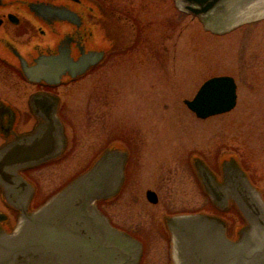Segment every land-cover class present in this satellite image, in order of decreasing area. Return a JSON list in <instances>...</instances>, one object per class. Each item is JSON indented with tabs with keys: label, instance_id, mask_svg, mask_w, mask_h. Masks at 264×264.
Here are the masks:
<instances>
[{
	"label": "rangeland",
	"instance_id": "374dc122",
	"mask_svg": "<svg viewBox=\"0 0 264 264\" xmlns=\"http://www.w3.org/2000/svg\"><path fill=\"white\" fill-rule=\"evenodd\" d=\"M98 1L114 7L113 15L118 19L113 24L116 34H121L118 43L128 42L127 36L132 38L137 30L139 43L147 45L146 52L141 65L133 59L120 62L113 77L104 82L89 72L62 89L66 114L60 119L68 147L64 157L28 172L37 198L48 196L89 167L100 143L130 138L136 143L131 155L127 153L131 156L130 179L125 180L120 159L97 190L114 197L121 192L119 199L103 207L121 227L130 222L137 230L142 225H155L159 205L145 199L147 188L154 189L162 199L171 192V205L178 198L176 192H195L196 205L203 204L202 192L209 191L196 166L211 173L219 170L223 185L229 180L224 178L223 166H241L264 199V17L218 26L223 30L213 32L199 18L179 10L174 0ZM224 74L233 76L237 84L236 105L230 111L198 118L184 99L192 98L205 79ZM9 76L4 73L0 79V93L22 101L29 88L16 80L12 84ZM228 156H234L236 162L224 163ZM103 199L101 196L98 201H108ZM1 212L9 215L4 209ZM261 215L264 219V211ZM245 226L247 234L239 249L247 258L238 259L237 264H264V223L252 219ZM150 230L153 235L148 248L145 245L141 264H161L164 244L156 230ZM193 230L196 239L211 236L208 249L216 244L219 251L227 248L222 242L223 225L200 223ZM13 232L0 233V264L15 262V229ZM24 235L29 236L28 230ZM132 237L136 244L131 246L130 264H139L143 246ZM25 238H21L24 253L32 249V240ZM171 245L173 248L174 243ZM214 246L212 251L218 252ZM97 248L92 246L88 252L87 247L83 264L93 263ZM38 259L36 263H43L42 252Z\"/></svg>",
	"mask_w": 264,
	"mask_h": 264
},
{
	"label": "water",
	"instance_id": "95a60500",
	"mask_svg": "<svg viewBox=\"0 0 264 264\" xmlns=\"http://www.w3.org/2000/svg\"><path fill=\"white\" fill-rule=\"evenodd\" d=\"M174 3L179 10L199 18L204 27L213 32H221L219 30L223 29L220 27L233 23L249 22L264 17V0H174ZM27 6L31 13L45 20L54 18L72 20L75 14L64 5L44 0H31ZM218 26L220 29L217 28ZM101 55V51H88L74 59L70 56L69 49L64 47L60 48L56 54L40 55L35 59L34 64L29 65L21 56L19 60L22 73L27 80L57 83L64 73L72 77L82 74ZM236 89L237 85L233 76L214 75L204 80L193 97L184 99V103L197 117L207 118L231 110L237 101ZM51 104L52 102L47 101L46 108L52 107ZM46 112L48 115L37 117L40 122L33 130L15 137V140L6 141L0 146V194L7 202L15 201V204L20 207L12 229L5 230V226H0L2 231L8 234L14 233L15 229V262L13 264H83L87 247L89 252L92 246L94 248L98 246L99 250L95 260H91L92 264H130L131 246L136 244V240L127 233L110 226L106 217L96 207L101 196L104 199L112 196L110 192H97V190L110 171L109 168L103 169L111 165L109 157L113 155L112 150H118L116 147L107 150L99 161L90 164L83 172L33 209L29 198L21 197L22 192H16L28 186L27 196L29 197L32 193L31 182L20 174L22 169L37 166L57 156H51L55 133L62 131L63 124L59 117L50 115L48 110ZM104 155L107 157L103 160ZM123 156L121 155L122 162L126 159V156ZM228 157L231 161L227 159L224 163L232 162L233 159L235 161L234 156ZM116 162L118 159H113V165ZM205 170L200 174L212 202L219 205L231 201L241 214L244 223L237 242L223 240L227 248L218 251L217 254L212 251L214 246L212 245L211 249L203 254L204 259L210 260L212 264H237L238 259L247 258L239 249L247 234L245 222L248 224L255 219L264 223L261 215L264 211V199L259 195L258 187L250 182L241 166H223L224 178L229 179L224 185L220 182L221 176L219 178ZM253 194L257 195V198ZM147 195L151 201L155 202L153 191H148ZM6 218L7 215L0 212V222ZM211 219L214 220V217ZM26 230L29 235L26 236L27 240H32V249L24 253L21 251V245L24 244L21 238H25ZM32 237L34 240L31 239ZM40 252L44 255L43 263H36ZM190 254L199 256L193 251H190Z\"/></svg>",
	"mask_w": 264,
	"mask_h": 264
},
{
	"label": "flooded vegetation",
	"instance_id": "af4514ba",
	"mask_svg": "<svg viewBox=\"0 0 264 264\" xmlns=\"http://www.w3.org/2000/svg\"><path fill=\"white\" fill-rule=\"evenodd\" d=\"M29 1L31 0H0V69H4L3 71L0 70V79L2 80L4 73H6L10 75L9 77L13 81L12 84L15 85L14 81L16 80L17 84L23 82L29 88L22 101L11 99V97L9 98L0 93V146L6 141L15 140V137L28 133L37 127L40 122L37 117L48 115L47 110L50 112V115H55L59 118L63 117L66 114L64 113L65 110L62 103L63 88L65 89L67 86L78 81L89 72L93 73L97 81L100 83L104 82V79L113 77L116 64L123 61L126 62L127 59H133L136 65H141L142 58L146 52L145 47L147 45L139 43L141 35L137 30L134 31L135 34L133 32L132 38L127 36L128 42L118 43L117 37L121 36V34H116L115 23L113 24L114 19H118L113 15L114 7H106L98 0L97 2L94 0V3L90 0H44L64 5L75 12L72 20L58 18L45 20L37 17L29 11L27 6ZM109 20L112 21L111 24L113 25L107 24ZM64 47L69 49L70 56L74 59H77L88 51H101L102 55L82 74L72 77L68 73H64L57 83L45 80L31 82L24 77L20 67L19 56L23 57L30 65L34 64L35 59L40 55L56 54L60 48ZM47 101L52 102V107L48 109L46 108L48 107ZM64 129L63 125L62 131L59 130L55 133L51 156H57L37 166L22 169L20 174L26 180L30 181L29 171L64 157V153L68 147ZM133 145H136V143H133L130 138H127V140L112 138L104 141L98 145L89 165L95 161H99L107 150L116 147L118 150H112L113 155L111 154V157H109L111 167H106L103 170L108 168L111 170L113 168V159L120 160L122 158L121 155H126V159L122 163L124 165L123 173L125 180H128L131 175V156H128L127 153L131 155L130 149L136 147ZM106 157L104 155L103 160ZM196 168H198L201 174L203 171H206L204 167L196 166ZM214 172L215 175H220L219 170H215ZM192 176L194 177V175ZM28 184L31 185L30 183ZM60 188L48 196L39 199L37 198V192H34V187L29 197L27 196L29 193L27 192L28 186L23 188L22 191L18 189L16 192H22L21 197L26 196V199L29 198L31 208L33 209L42 204ZM148 191L154 192L155 202L149 199L147 195ZM176 195L178 198L173 199L175 204L171 205V192H167L166 199H162L154 189L147 188L144 192L145 199L152 204L159 205L158 219L155 221V225H150L149 227L147 225L140 226L141 228H138L139 231L137 230V226L131 227V222L129 225H125V228L119 226L113 220L114 218L111 213L109 212L108 214L106 209L103 208L108 205V202L112 203L117 198L119 199L121 192L115 197L112 195L108 198V201L104 199V201H98L97 208L107 218L109 225L121 229L128 235L134 236L141 241L143 252L139 264L144 259L148 248V240H151L150 237L153 235L150 230L151 228L156 230V234L159 235L164 244L161 252V264H212V262H209L210 260H205V256H203L206 251L211 249V247L208 249V245L212 241L210 239L211 236L207 235L196 239L193 236L195 224L203 223V225L211 227H221L223 225L225 232L223 240H230L231 242L235 240L237 242L242 233L244 223L241 214L231 201L230 203L228 201L219 205L213 203L207 192H202L203 204L201 205H196L195 203V192H176ZM160 198L162 199L161 203ZM11 202L14 204L4 200L0 194V205L2 206L0 207V212L4 209L9 213L7 218L1 221L5 223V230H10L14 227L20 211V207L15 204V201ZM196 214L199 215L197 216L198 218L191 216ZM212 217H214V220L211 219ZM1 231L2 228L0 227ZM140 234L142 237H140ZM176 240L179 242L183 241L181 243L182 246L180 244L175 246ZM172 243H174L173 248ZM214 247L219 251L220 247L217 244ZM190 251L197 253L199 256H195V254L191 255ZM176 252H179L178 257H175L174 253ZM215 253L217 252L215 251Z\"/></svg>",
	"mask_w": 264,
	"mask_h": 264
},
{
	"label": "bare ground",
	"instance_id": "6f19581e",
	"mask_svg": "<svg viewBox=\"0 0 264 264\" xmlns=\"http://www.w3.org/2000/svg\"><path fill=\"white\" fill-rule=\"evenodd\" d=\"M181 243H183V241H178V240H176L175 241V246H177V244H180L181 245ZM185 243V242H184ZM182 246V245H181ZM175 254V257H178L179 256V252H176V253H174Z\"/></svg>",
	"mask_w": 264,
	"mask_h": 264
}]
</instances>
